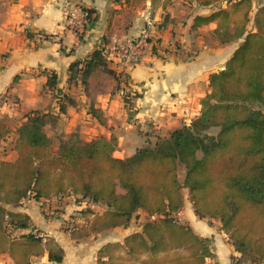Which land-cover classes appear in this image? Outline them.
Returning <instances> with one entry per match:
<instances>
[{"label":"trees","instance_id":"trees-1","mask_svg":"<svg viewBox=\"0 0 264 264\" xmlns=\"http://www.w3.org/2000/svg\"><path fill=\"white\" fill-rule=\"evenodd\" d=\"M193 1L201 5L226 1L209 16H197L193 28L217 21L214 32L222 43L244 38L225 67L210 75L211 91L202 99L201 114L126 159L112 154L113 140L81 142L76 134L55 154L43 129L44 117L29 115L17 129L16 159L0 163V254L8 251L16 264H30L47 249L50 261L61 262L63 250L44 242L38 233L14 235L28 229L31 220L5 204H19L28 196L39 200L72 193L78 195L77 202L107 205L103 214L81 210L85 224L69 223L67 230L73 235L124 226L139 208L158 216L123 242L104 244L98 251L99 264H123L127 257L154 264L156 259L164 261L169 251L176 254L178 264H205L214 255L211 239L176 218L184 207V186L195 213L219 218L235 251L249 256L253 264L264 261V6L255 14L256 30L250 31L251 0ZM169 3L152 0L151 12ZM85 12L90 23L97 19L93 11ZM104 50L72 63L70 80L78 74L86 79L106 64ZM109 71L122 80L121 72ZM48 73L47 84L53 89L57 74ZM211 127H219L217 134L206 132ZM9 131L0 120V142ZM179 162L186 167L183 185L177 176ZM118 184L125 190L122 196Z\"/></svg>","mask_w":264,"mask_h":264},{"label":"crops","instance_id":"crops-1","mask_svg":"<svg viewBox=\"0 0 264 264\" xmlns=\"http://www.w3.org/2000/svg\"><path fill=\"white\" fill-rule=\"evenodd\" d=\"M169 1L166 7L151 12L152 0H0V119L16 131L28 115L39 114L51 140L66 141L72 134L81 142L113 140L112 154L121 159L189 125L201 114L202 99L211 91L210 75L225 67L244 38L222 43L214 32L217 21L193 28L197 16H209L225 7L226 1L212 5ZM251 1L248 30L254 31L255 14L264 0ZM67 3L97 16L81 36L65 24ZM144 31L160 40L164 52L147 53L139 62L127 64L124 76L135 93L132 105L125 104L120 83L109 71L122 69L106 56V64L96 67L86 79L78 74L70 80L72 63L96 49L128 42ZM40 34L47 36L41 39ZM51 71L57 74L53 89L47 84ZM8 137L0 142V149L8 144ZM16 157L15 149L9 154L0 152V162ZM76 197L72 193L39 200L28 196L19 204H5L31 220L28 229L16 230L14 235L36 232L44 242L51 241L63 250L61 262L50 261L46 249L32 257L30 264H98V251L104 244L123 242L126 236L141 231L150 217L139 208L124 226L73 235L63 227L69 218L75 219L83 209L100 214L107 210L104 203L77 202ZM176 218L199 236L211 239L214 261L231 264L236 254L233 244L220 227L214 228L211 220L195 213L191 201L184 200ZM0 264L16 263L7 251L0 254Z\"/></svg>","mask_w":264,"mask_h":264},{"label":"built area","instance_id":"built-area-1","mask_svg":"<svg viewBox=\"0 0 264 264\" xmlns=\"http://www.w3.org/2000/svg\"><path fill=\"white\" fill-rule=\"evenodd\" d=\"M65 11L66 26L81 36L90 24L86 16L87 13L85 11L81 12L75 5L70 3L66 4ZM46 36V34L39 35L41 39H44ZM161 52H164V48L160 40L148 31H144L142 35L130 39L128 42H118L107 50H104L105 56L122 69L120 71L122 73V80L119 82V93L127 106L133 104L135 97L134 91L131 90L129 82L124 76L127 64L139 62L147 53L158 55Z\"/></svg>","mask_w":264,"mask_h":264},{"label":"rangeland","instance_id":"rangeland-1","mask_svg":"<svg viewBox=\"0 0 264 264\" xmlns=\"http://www.w3.org/2000/svg\"><path fill=\"white\" fill-rule=\"evenodd\" d=\"M104 56H105V53H104ZM259 106H261V105H259V104H257L256 105V107H259ZM28 117H29V115L27 116V118L26 119H24V120H22L21 122H20V125L19 126H17L16 127V131L14 130V129H10V131L8 132V134L6 135V136H9L6 140H7V142H8V144H6L5 145V148H2V149H0V152L1 153H4L5 152V154H9V152H10V150H13L14 149V146H15V142H14V137H12V132H16L17 133V137H18V132H17V129L21 126V124L25 121V120H27L28 119ZM1 120V119H0ZM5 121V119H2V121ZM218 130H219V127H211V128H209L206 132L207 133H210V134H217V132H218ZM6 136H5V138H6ZM17 137L15 138V141H16V139H17ZM63 141H58V140H51V150H52V152L53 153H58L59 152V150H60V144L62 143ZM14 144V146H12ZM155 146V145H154ZM16 151V150H15ZM16 153H17V151H16ZM1 163V162H0ZM185 174H186V167H185V165L184 164H182V163H178L177 164V176H178V179H179V181H180V183L183 185L184 184V179H185ZM117 188H118V192H119V194L122 196L123 194H124V192H125V190H124V188L123 187H121L119 184H118V186H117ZM182 193H183V196H184V200H187V202H189V201H191L190 200V197H189V193H188V188L187 187H182ZM77 198V197H76ZM192 203V202H191ZM193 206V205H192ZM149 214V213H148ZM150 215V214H149ZM141 216V214H139L138 215V217H140ZM74 217V216H73ZM75 219H73V218H69L67 221H66V223L64 224V229H68L69 227H70V225H69V223L71 222V225H74V224H76V225H78V226H81V225H84L85 224V219H83L82 217V215H80V212L79 213H77V214H75ZM156 218H158V216L157 215H150V217H149V220L148 221H150V220H154V219H156ZM203 218V217H202ZM205 218H208L209 220H211V225L212 226H214V228L215 227H220L221 228V221H220V219L219 218H213V217H210V216H205ZM216 223H217V225H216ZM186 224H188V223H186ZM189 225V224H188ZM190 226V225H189ZM219 231V230H218ZM220 232V231H219ZM222 232H224L223 230H222ZM225 233V232H224ZM226 235H227V238H228V241L230 242V243H232L233 244V242H232V240L230 239V237H229V235L227 234V233H225ZM211 247H212V243H211ZM176 256V254L174 253V252H172V251H169V253L167 254V257L164 259V261L165 260H169V261H162V262H160L159 260H157L156 259V261H155V263L154 264H178L177 263V260H178V258L177 257H175ZM215 253H214V255L212 256V257H210V258H207L206 260H205V264H218L217 263V261L215 260L214 261V259H215ZM98 258V257H97ZM125 261H123V264H139L140 262H138V261H136L135 259H133V258H129L128 259V257L126 258V259H124ZM241 262H243L244 264H253L252 263V261H251V259H250V257L249 256H246V255H244V256H242L239 252H237L236 251V254H234V255H232V257H231V264H240ZM97 263H98V261H97ZM99 264V263H98ZM261 264H264V261H262V263Z\"/></svg>","mask_w":264,"mask_h":264}]
</instances>
